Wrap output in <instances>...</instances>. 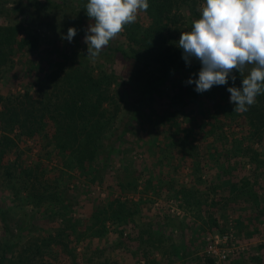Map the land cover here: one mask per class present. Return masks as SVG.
Instances as JSON below:
<instances>
[{
    "label": "trees",
    "instance_id": "trees-1",
    "mask_svg": "<svg viewBox=\"0 0 264 264\" xmlns=\"http://www.w3.org/2000/svg\"><path fill=\"white\" fill-rule=\"evenodd\" d=\"M201 1L148 0L149 8L145 12L147 23L136 21L126 25L121 33L124 41L106 46L103 53L92 60L86 52L69 50L64 43L53 38L46 51V63L56 64V69L48 75L50 86L32 91L35 85L27 82L22 91L7 96L0 93V184L15 198L19 199L24 193L21 199L26 206L33 209L39 205L45 207L42 212H37L38 216L59 219V226L16 247L18 233L25 225L19 226V231L13 233L7 226L6 217L1 216L4 233L3 236L0 234V264H56L44 258L51 255L54 247L65 250L73 261L75 250L70 246L72 241L91 242L104 237L109 230L108 223L117 227L134 222L138 209L133 200L123 199L120 194L111 195L105 200H97L90 214H75L73 206L76 198L71 191H86L90 183H102L119 152V141L131 122L137 123L143 118L148 109L147 100L158 89V81L174 78L181 72L183 83L175 95L181 97L183 93L197 107L200 119L194 116L191 119L195 120L200 133L197 137L201 141L211 138L207 143V152L194 156L192 149L187 151L186 148L194 147L193 141L197 143L198 140L192 135L193 125L182 127L184 131L180 133L178 143L182 147L181 157H191L195 173L199 172V167L212 164L217 169L216 177L220 172L230 171L236 158L248 157L249 163L253 164V181L247 178L239 182L226 179L223 184L235 194L247 193L250 202L262 208L264 200L255 189L256 176L261 172L258 169L264 171V158L253 145L264 141V93L257 95L256 103L248 111L237 113L233 111L235 105L229 102L230 93L227 91L228 87L241 86V76L236 70L230 74V77H236L235 82L229 77L225 85H213L202 93L195 91L194 83L187 84L189 79H198L201 64L194 57L187 62L183 59L178 40L186 18H189L188 13L196 18L199 15L197 7ZM86 3L87 0H76L70 6L65 0H0V17L7 19L9 16L28 14L30 8L48 12L68 9L69 14L63 16L65 19H62L64 22L58 26V31L66 37L68 28L73 27L76 38L85 33L91 23ZM58 42L64 51L56 48ZM41 44V38L33 28H24L16 22L0 23V67L12 62L17 55L40 50ZM108 51L114 52L122 62H129L136 70V75L129 77V81L133 87L137 86V103L123 116L124 121H118L117 117L126 110L124 105L120 107L119 99L128 84L114 69L105 68ZM32 69L31 66L25 69L28 79ZM244 75H247L246 72ZM123 83L124 87H120ZM206 101L212 103L213 113L205 111ZM174 103L180 106L178 101ZM243 125V133L230 132L232 128ZM179 128L174 132L178 133ZM23 137L39 142L38 151L42 156L40 154L33 163L19 160L18 156L13 161L8 157ZM171 142L174 143L173 140ZM55 159L56 164L48 167ZM44 160L46 163H43ZM79 179L81 181L77 182ZM137 179L131 174L126 179H117L116 183L121 190H135ZM200 179L196 174L195 180L199 183ZM144 183L146 190L152 188V176ZM193 195L192 189L184 186L175 193L188 206L200 203L199 198ZM211 220L215 223V218ZM143 251L146 254L148 249ZM102 264H108V261L104 260Z\"/></svg>",
    "mask_w": 264,
    "mask_h": 264
},
{
    "label": "rangeland",
    "instance_id": "rangeland-1",
    "mask_svg": "<svg viewBox=\"0 0 264 264\" xmlns=\"http://www.w3.org/2000/svg\"><path fill=\"white\" fill-rule=\"evenodd\" d=\"M65 1L70 6L76 2ZM202 3L201 1L197 7L199 12L197 18L188 13L189 18H186L183 31H189L192 20L200 18L199 9ZM68 14V9L63 12L56 9L48 12L30 8L28 14L9 16L7 19L0 17L1 24L16 22L24 28H33L42 43L40 50L17 55L12 62L0 67L2 96L22 91L27 82L35 85L32 86V91L50 86L48 75L56 69L54 68L56 64L46 63V51L49 49L47 44L51 39L57 38L69 50L87 53V45L84 42L87 28L85 33L73 37L71 42L58 31V26L64 22L63 16ZM137 21L147 23L148 18L144 11L138 13ZM123 41L120 33L109 42V45L115 46ZM60 42L56 48L64 51ZM106 53L108 54H105L107 58L105 68L114 69L128 84L125 87L126 92L119 99L120 107L124 105L126 110L121 111L117 117L118 121L120 119L124 121L123 116L137 103L138 91H135L137 86L134 84L133 87V83L129 81V77L136 75V70L129 62H122L114 52ZM89 58L92 60V57ZM29 66L33 69L30 73L31 78L28 79L25 69ZM250 67L251 65L249 69ZM245 72L248 74V69ZM181 78L182 72L174 78L158 81V89L153 91L147 100L148 109L143 113V118L141 117L137 123L131 122L125 136L119 141L121 142L119 152L115 155L112 167L107 170L102 183H90L85 188L86 191L81 189L71 191L76 198L73 206L75 214H90L97 200H105L111 195L120 194L123 199L133 200L137 203L135 208L138 209L134 222L117 227L108 223L109 230L104 237L93 239L91 242L72 241L70 246L75 250L73 261L65 250L61 251L55 247L51 255L44 257L45 260L56 264H102L104 260H107L108 264H264L263 201L262 208H259L250 202L247 193L235 194L230 191L228 185L223 184L226 179L232 182H239L243 178L253 181V164L249 163L248 157L236 158L231 163L232 169L220 172L219 177H216L217 169L212 164L207 163L199 167V172L195 173L191 157L186 159L181 157L182 147L178 143L180 133L184 131L182 127L188 128L193 125L192 135L196 138L200 136L194 124L195 120H191L193 116L200 119L196 112L197 107L192 105L183 93L181 97L175 95L183 83ZM124 85L123 83L119 86ZM174 101H178L180 106H176ZM204 109L207 113H213L212 103H205ZM117 125L120 126L119 123ZM177 127H180L179 132L175 133ZM243 127L236 126L230 132L241 134L245 129L244 125ZM210 139L201 141L198 138L197 143L193 141L194 147H186L187 151L192 149V153L197 157L206 153ZM38 143L23 137L18 141L16 148L8 153V157L13 161L18 156L19 160L33 163L38 160L40 154L42 156L38 151ZM253 147L260 151V156L264 158V141L254 144ZM54 164L56 159L52 160L48 167ZM258 170L261 172L256 176L255 190L264 200V171ZM131 174L138 177L137 188L119 189L117 179H126ZM196 174L201 178L199 183L195 180ZM149 176H152L153 187L146 190L144 181ZM158 180H162L163 184ZM80 181L81 179L77 180ZM181 186L191 188L193 196L199 198L200 203L188 206L176 197L175 193ZM21 195L19 199L15 198L0 184V234L3 236L4 233L1 216L6 217L7 226L13 233L19 231V226L25 225L18 233L16 247L40 238L42 232L46 233L50 228L59 226L57 217L47 219L45 216L37 215V212H42L45 207L39 205L37 209H33L26 206ZM214 218L215 223L211 220ZM226 233L231 235L224 241L222 236ZM210 245H215L220 250L224 249L227 253L226 259L221 260L209 252ZM143 249H148V252L144 254Z\"/></svg>",
    "mask_w": 264,
    "mask_h": 264
},
{
    "label": "clouds",
    "instance_id": "clouds-1",
    "mask_svg": "<svg viewBox=\"0 0 264 264\" xmlns=\"http://www.w3.org/2000/svg\"><path fill=\"white\" fill-rule=\"evenodd\" d=\"M88 25L84 42L87 55L95 59L125 29L146 12L148 0H87ZM200 18L191 29L180 33L178 47L183 59H197L198 79H189L202 93L213 85H225L233 70L241 76L240 87H228L233 111L243 113L264 93V0H203ZM76 29L69 27L64 37L69 42ZM251 65L250 69L249 66ZM248 69V74L244 75ZM235 82L236 77H230Z\"/></svg>",
    "mask_w": 264,
    "mask_h": 264
},
{
    "label": "built area",
    "instance_id": "built-area-1",
    "mask_svg": "<svg viewBox=\"0 0 264 264\" xmlns=\"http://www.w3.org/2000/svg\"><path fill=\"white\" fill-rule=\"evenodd\" d=\"M231 234L226 233L225 235L222 236V239L226 241ZM209 252H212L215 256H217L219 259L224 260L227 257V253L224 249L220 250L217 249L215 245H210L209 247Z\"/></svg>",
    "mask_w": 264,
    "mask_h": 264
}]
</instances>
